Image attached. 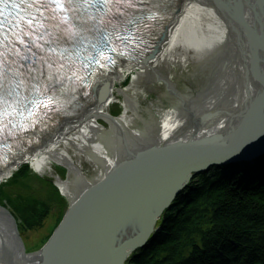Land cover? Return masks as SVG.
<instances>
[{
  "label": "water",
  "instance_id": "obj_1",
  "mask_svg": "<svg viewBox=\"0 0 264 264\" xmlns=\"http://www.w3.org/2000/svg\"><path fill=\"white\" fill-rule=\"evenodd\" d=\"M259 1L192 0L159 31L151 59L115 68V96L87 99L80 113L55 119L39 145L0 170V185L25 163L38 173L5 191L51 203L42 238L61 214L49 185L71 203L49 241L28 254L15 218L0 207V264H126L196 176L264 154ZM229 37L241 47L249 40L247 73Z\"/></svg>",
  "mask_w": 264,
  "mask_h": 264
},
{
  "label": "trees",
  "instance_id": "obj_2",
  "mask_svg": "<svg viewBox=\"0 0 264 264\" xmlns=\"http://www.w3.org/2000/svg\"><path fill=\"white\" fill-rule=\"evenodd\" d=\"M256 166L258 174L237 164L196 177L165 212L154 240L127 264H264V181L259 178L264 177V167ZM30 177L29 167L23 166L0 187V205L8 207L17 220L27 252L48 241L66 210L56 189L49 185L61 214L50 234L42 238L39 231L51 215V203L31 196L13 197L5 191V187Z\"/></svg>",
  "mask_w": 264,
  "mask_h": 264
},
{
  "label": "snow or ice",
  "instance_id": "obj_3",
  "mask_svg": "<svg viewBox=\"0 0 264 264\" xmlns=\"http://www.w3.org/2000/svg\"><path fill=\"white\" fill-rule=\"evenodd\" d=\"M35 2L40 3L41 0H35ZM46 2L49 7H51L54 4L57 9L61 11L66 10L64 6V0H46ZM67 3L70 7L73 6V0H67ZM138 3L143 4L144 0H87V4L89 6H97L99 8L106 9L109 12L112 11V8H115L117 13L123 17V21L117 22L115 24H113L111 21L108 22L111 25V27L114 29V31L111 33L107 32L106 30L104 31V35L101 37V39L105 42L104 48H99L97 44L91 45L92 48L96 49L97 56L91 57L88 60V63L85 65V67H88L89 65L95 63L96 65H99L100 69H105L109 63H115L114 59L111 56L106 55V53L109 51L111 52L117 51L115 47H110V45L113 43V40L111 39V37L113 36L115 37V39L121 40L122 42L127 41L129 44H132L133 42H137L136 46L139 47V42H143L142 38L135 36L131 30L125 27L126 24L135 25L136 21L128 18L130 15L129 13L120 11L121 6H123L125 9L136 8ZM13 7L14 8L19 7V5L13 4ZM29 7H32V4H29ZM149 18H152V17H149ZM27 23L29 25H32L33 20L29 19ZM101 23H103V21H101ZM2 26H3V21H0V27ZM122 27L124 28V31L128 33L127 35H123V36L118 35L119 29ZM83 31L88 32V31H92V29H83ZM18 39L21 44H24L25 47H28V45L25 43L23 39H20L19 37ZM40 39H42V37L37 36L32 41V43H33V46L43 50V46L37 43V41ZM87 41H88V38L86 36H82L79 43L81 45H84L85 42ZM29 51H31L30 48H29ZM119 54L122 56L128 55L127 53L123 51H121ZM24 58L27 59V57H24ZM61 59H63V55H61ZM3 67H4V61L0 60V81H3L4 79H6V77H4V74H3ZM49 67H51V65H49ZM60 67L63 68L64 65L61 64ZM73 77H75L76 79H80V80L83 79V77L78 76L76 71L74 70H73V76H70L67 78L71 80ZM52 79L53 78L50 76L49 81H51ZM57 82H60L59 78H57ZM12 94H13L12 91L9 90L8 87L4 83L0 82V105L6 106L0 109V132H3L4 127H6V125L3 124V120H4V117L8 115L7 108L12 107V104H9L7 100V96H10ZM42 95L44 98L33 99V100H30L28 103H30L35 109L50 111L51 106L56 103V97L54 95H48L47 91L42 93ZM24 107L27 108V105H24ZM13 111H15V109H13ZM29 114L30 115L32 114L31 109H29ZM20 115H23V113H20Z\"/></svg>",
  "mask_w": 264,
  "mask_h": 264
},
{
  "label": "bare ground",
  "instance_id": "obj_4",
  "mask_svg": "<svg viewBox=\"0 0 264 264\" xmlns=\"http://www.w3.org/2000/svg\"><path fill=\"white\" fill-rule=\"evenodd\" d=\"M168 4H170V9H171V14H170V20L168 21L167 25L161 26L159 28V31H161L162 29H164L166 26L170 25L175 18L177 17L178 11L180 9H182L184 6H186L189 2H191L192 0H165ZM167 20H165L166 22ZM121 71L117 70V69H113L112 72H110L109 74H107L103 80H104V85L108 86V90H107V95L108 96H115L117 93V78L120 75ZM103 85V87H104ZM253 165H257L258 163L256 161L253 160V162H251ZM257 167V166H256ZM258 168V167H257ZM259 169V168H258ZM183 192L180 194L182 195ZM152 241H150L151 243ZM150 243L146 246L148 247L150 245ZM145 247V248H146ZM144 249V248H143ZM127 264V263H126Z\"/></svg>",
  "mask_w": 264,
  "mask_h": 264
},
{
  "label": "rangeland",
  "instance_id": "obj_5",
  "mask_svg": "<svg viewBox=\"0 0 264 264\" xmlns=\"http://www.w3.org/2000/svg\"><path fill=\"white\" fill-rule=\"evenodd\" d=\"M110 88V87H109Z\"/></svg>",
  "mask_w": 264,
  "mask_h": 264
}]
</instances>
